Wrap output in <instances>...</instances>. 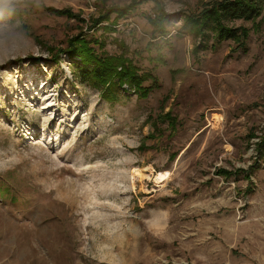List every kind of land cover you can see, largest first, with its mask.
Returning <instances> with one entry per match:
<instances>
[{"label": "rangeland", "instance_id": "374dc122", "mask_svg": "<svg viewBox=\"0 0 264 264\" xmlns=\"http://www.w3.org/2000/svg\"><path fill=\"white\" fill-rule=\"evenodd\" d=\"M132 1L27 0L0 14V264H264V12L229 23L249 30L240 45L192 28L216 0H160L171 18L158 64L151 1L95 23ZM80 33L158 87L142 99L124 84L107 102L64 51Z\"/></svg>", "mask_w": 264, "mask_h": 264}, {"label": "trees", "instance_id": "16d2710c", "mask_svg": "<svg viewBox=\"0 0 264 264\" xmlns=\"http://www.w3.org/2000/svg\"><path fill=\"white\" fill-rule=\"evenodd\" d=\"M106 2L107 0H102ZM146 0H133L124 6L110 7L105 14L101 15L95 23L109 20L110 14H115L112 21L116 22L119 18L124 17L128 12L135 9L137 4H141ZM153 3L150 14L147 15V21L152 27L151 37L147 44L148 50L152 48L156 51L154 57H150L151 62L164 64L162 51L166 44L169 30L167 23L171 18V14L167 13L160 0H147ZM46 10L51 11L56 15L67 17L76 16L68 9H57L54 7H46ZM264 12V0H216L207 5L198 14L189 15L188 19L192 28L197 33H203L207 28H210L217 40L232 39L238 44H243V41L248 37L249 30L246 28H234L230 26V22L236 20L252 21L258 18ZM77 17V16H76ZM113 25H109V29L113 30ZM162 39L161 42H158ZM87 39L84 34L80 33L69 39L68 45L64 51L68 55V61L75 64L76 77L79 80L92 88L99 91L100 96L107 102H116L119 93L124 84L134 88L138 98H146L149 93L158 87L157 77L153 71L141 72L134 61L125 54L106 55L103 52H98L95 45L101 47V42L96 39ZM98 46V47H99ZM59 50L55 56L59 55ZM124 90V89H123ZM252 133L250 137H253ZM258 138V136H257ZM264 146V134L260 135L255 143L257 153ZM253 171V170H252ZM251 169L246 177L250 181ZM218 175L230 177L234 173L224 169L217 171Z\"/></svg>", "mask_w": 264, "mask_h": 264}, {"label": "bare ground", "instance_id": "6f19581e", "mask_svg": "<svg viewBox=\"0 0 264 264\" xmlns=\"http://www.w3.org/2000/svg\"><path fill=\"white\" fill-rule=\"evenodd\" d=\"M132 175H133V176H132V179H133L135 176H138L139 178L142 177V173H141L139 170H137V169H134ZM155 175H156V176H155V180H156L157 182H161V181H163V180L168 176V172H167V171H159V172H156Z\"/></svg>", "mask_w": 264, "mask_h": 264}, {"label": "clouds", "instance_id": "9594fccd", "mask_svg": "<svg viewBox=\"0 0 264 264\" xmlns=\"http://www.w3.org/2000/svg\"><path fill=\"white\" fill-rule=\"evenodd\" d=\"M27 0H0V14L3 13L4 9L14 3H25Z\"/></svg>", "mask_w": 264, "mask_h": 264}, {"label": "built area", "instance_id": "2783aa9c", "mask_svg": "<svg viewBox=\"0 0 264 264\" xmlns=\"http://www.w3.org/2000/svg\"><path fill=\"white\" fill-rule=\"evenodd\" d=\"M124 88V91L126 92V89H125V87H123Z\"/></svg>", "mask_w": 264, "mask_h": 264}]
</instances>
